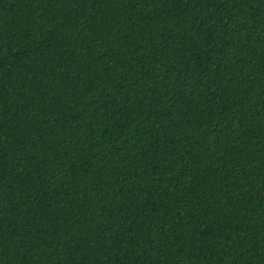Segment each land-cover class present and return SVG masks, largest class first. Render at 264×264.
<instances>
[{
    "label": "trees",
    "instance_id": "obj_1",
    "mask_svg": "<svg viewBox=\"0 0 264 264\" xmlns=\"http://www.w3.org/2000/svg\"><path fill=\"white\" fill-rule=\"evenodd\" d=\"M0 264H264V0H0Z\"/></svg>",
    "mask_w": 264,
    "mask_h": 264
}]
</instances>
